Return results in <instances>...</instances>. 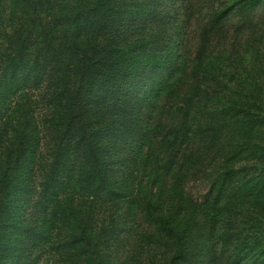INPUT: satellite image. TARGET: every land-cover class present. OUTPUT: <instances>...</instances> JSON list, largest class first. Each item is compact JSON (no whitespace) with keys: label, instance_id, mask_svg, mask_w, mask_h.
I'll return each instance as SVG.
<instances>
[{"label":"trees","instance_id":"trees-1","mask_svg":"<svg viewBox=\"0 0 264 264\" xmlns=\"http://www.w3.org/2000/svg\"><path fill=\"white\" fill-rule=\"evenodd\" d=\"M214 1L0 0V264H264V0Z\"/></svg>","mask_w":264,"mask_h":264},{"label":"rangeland","instance_id":"rangeland-1","mask_svg":"<svg viewBox=\"0 0 264 264\" xmlns=\"http://www.w3.org/2000/svg\"><path fill=\"white\" fill-rule=\"evenodd\" d=\"M215 6H217V2L216 0L213 2ZM224 3V2H223ZM201 4V5H200ZM199 6H203V3H202V0L201 2L197 5H195V8L196 10H198V7ZM203 11L205 10V7H200ZM198 14V13H197ZM205 15V13H204ZM4 25H0L1 27H12L16 24H18L20 21L22 20H17L18 18H24L22 14H15L14 16H11L9 11L7 13L4 14ZM8 19H12V20H8ZM230 24V22L228 23ZM239 24L238 22H234V21H231V26H227L225 25V29L227 28L229 30V33L231 34L232 30L234 29V27ZM253 25H255V31H256V34L255 36L256 37H259V33L261 32V29L262 31L264 32V13L260 15H258L254 20H253ZM195 29V20H194V23L192 21V24L191 26L189 27V24H186L184 26V32H186V39H187V42H188V46L186 47L185 49V54L186 56L189 58V59H192L194 56H195V45H196V38L195 36L192 34V32H190L191 30H194ZM248 29H246L245 33L247 32ZM10 30H8V32H10ZM190 32V33H189ZM234 36V35H233ZM236 37H233L231 39H235ZM219 41V39H213L212 41L209 42V50H214L215 49V46L216 47H220L221 44H218L217 42ZM1 42H3V33H2V37H1ZM0 42V43H1ZM238 43L240 45V48L241 49H244V50H247L248 49V46L245 44V37H243L242 39H239L238 38ZM1 48V47H0ZM259 48V47H258ZM239 50L238 52H236L238 58L241 57L244 52L242 50ZM230 50V49H229ZM231 51V50H230ZM229 53L226 54V57L228 56ZM234 58V57H233ZM232 64L231 66H227V69H226V72H227V75H224V78L225 80H229L230 79V75L232 74L231 72H235L233 79H231V81L229 82V85L231 86H234L236 84V77L239 75V68L241 65L243 64H246L248 65L249 62H248V59L245 60V61H232V60H226L224 62V64ZM263 81L264 83V77H262L260 79V81ZM223 84V92H227V93H230L233 91V88H230L227 86V84L225 83H222ZM115 149L117 150H122L121 152H119L118 156L119 158H123L127 152L124 151L120 146H116ZM125 150H129V148L127 147ZM115 152V151H114ZM127 156V155H126ZM125 172H126V169L122 166H119L115 169V174L117 173L119 176H124L125 175ZM127 172H128V169H127ZM126 172V173H127ZM208 187V183L206 181H194V182H191V190L196 194V195H200L202 194L203 192H205V190L207 189ZM32 207V204H27V197H24L22 199H20V202H19V205L17 207L18 210H20V215L21 216H27L28 214V209ZM120 209V207H113V208H110V212H109V217L110 216H114L116 215V212ZM31 210V209H30ZM126 212H124L125 214ZM29 217H27L26 219H28ZM142 229H138L139 233L138 234H141V233H146L144 231H141ZM138 238H130V239H127L126 242L124 243H115L113 240H111V243L108 247L107 244H105L103 246L104 250H105V259L107 260H111L112 262H114L115 264H121L122 261H123V254H122V250L125 249V248H130V244H133L134 247H137L136 245V242H137ZM141 241H139V243L137 244H140ZM125 245H128L127 247H123ZM108 250V252H107ZM161 250H158V249H153L152 250V253H156L158 256H160L161 254Z\"/></svg>","mask_w":264,"mask_h":264}]
</instances>
